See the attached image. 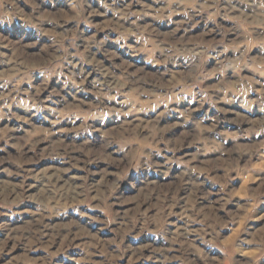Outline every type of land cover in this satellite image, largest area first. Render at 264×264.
I'll use <instances>...</instances> for the list:
<instances>
[{
	"label": "clouds",
	"instance_id": "1",
	"mask_svg": "<svg viewBox=\"0 0 264 264\" xmlns=\"http://www.w3.org/2000/svg\"><path fill=\"white\" fill-rule=\"evenodd\" d=\"M259 204L264 0H0V264H264Z\"/></svg>",
	"mask_w": 264,
	"mask_h": 264
},
{
	"label": "rangeland",
	"instance_id": "2",
	"mask_svg": "<svg viewBox=\"0 0 264 264\" xmlns=\"http://www.w3.org/2000/svg\"><path fill=\"white\" fill-rule=\"evenodd\" d=\"M255 183L254 180L250 179L249 177H243L242 179H240V183L238 184V186H236L233 189L234 192V199H240V200H244L246 199V191L247 188L250 184ZM229 207L231 206V202H229ZM258 208L260 209H264V204H259L257 205ZM19 215L24 217V223L30 222V217L32 215V209L29 207H26L25 205H21L20 206V212ZM8 217H0V222L3 221H7ZM257 220H264V214H262L260 217L257 218ZM243 223V220L241 221V224ZM15 227H23V223H17L16 225H14ZM230 239V237L228 238ZM80 251V248L77 247L75 249H69L68 253L69 255H72L74 259H79L78 256H76V253H78ZM27 264H40V257H34V258H29L27 261ZM137 264H140L139 261H137ZM218 264H220V262L218 261Z\"/></svg>",
	"mask_w": 264,
	"mask_h": 264
}]
</instances>
